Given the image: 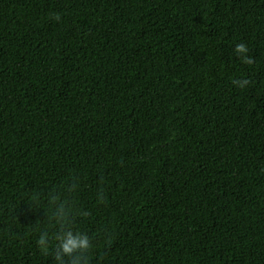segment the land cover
Here are the masks:
<instances>
[{
    "label": "trees",
    "instance_id": "1",
    "mask_svg": "<svg viewBox=\"0 0 264 264\" xmlns=\"http://www.w3.org/2000/svg\"><path fill=\"white\" fill-rule=\"evenodd\" d=\"M73 180L91 264H264V0H0V264Z\"/></svg>",
    "mask_w": 264,
    "mask_h": 264
},
{
    "label": "clouds",
    "instance_id": "2",
    "mask_svg": "<svg viewBox=\"0 0 264 264\" xmlns=\"http://www.w3.org/2000/svg\"><path fill=\"white\" fill-rule=\"evenodd\" d=\"M248 51V46L243 42L234 47L235 55L244 64L252 63ZM232 83L243 88L248 84V80L237 78L233 79ZM78 187L79 182L73 180L66 189L61 185L59 191L54 186L47 194L34 192L30 197L31 205L24 209L26 212H44V219L40 220L45 226L38 229L36 243L45 252L52 249L55 264H91L93 240L86 232L73 227L74 216L88 214L77 209L72 198ZM51 227L56 230L50 231Z\"/></svg>",
    "mask_w": 264,
    "mask_h": 264
}]
</instances>
